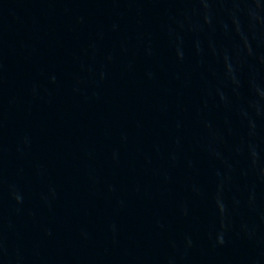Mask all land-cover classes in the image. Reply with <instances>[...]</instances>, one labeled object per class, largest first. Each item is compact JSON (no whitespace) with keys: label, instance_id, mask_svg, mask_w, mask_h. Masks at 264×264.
Instances as JSON below:
<instances>
[{"label":"water","instance_id":"water-1","mask_svg":"<svg viewBox=\"0 0 264 264\" xmlns=\"http://www.w3.org/2000/svg\"><path fill=\"white\" fill-rule=\"evenodd\" d=\"M0 264H264V0H0Z\"/></svg>","mask_w":264,"mask_h":264}]
</instances>
